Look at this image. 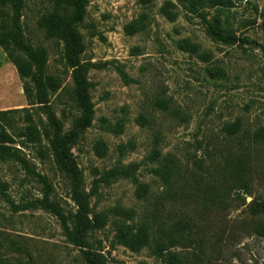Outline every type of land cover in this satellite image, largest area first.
Listing matches in <instances>:
<instances>
[{"label":"rangeland","instance_id":"374dc122","mask_svg":"<svg viewBox=\"0 0 264 264\" xmlns=\"http://www.w3.org/2000/svg\"><path fill=\"white\" fill-rule=\"evenodd\" d=\"M54 1L24 0L21 18L27 43L46 49V74L61 84L46 107L0 48V111L28 110L40 136L37 144L18 140L16 146L30 171L0 162V264H86L58 218L41 207L46 191L34 175L48 178L50 199L65 213L77 210L52 149L56 125L67 135L80 117L64 43L40 27ZM167 1L177 6L175 21L161 11ZM205 11L211 24L236 35L234 45L214 41L202 20L174 0H90L78 28L95 116L89 129L77 132L72 154L93 216L105 219L93 244L107 264H165L168 253L153 247L179 222L189 224L191 243L171 251L185 264H264V238L255 233L264 219L251 218L242 201L264 199V140H255L264 130V0H232L229 9ZM12 15V6L0 2V20ZM183 41L197 53L182 49ZM235 123L240 133L227 136L223 129ZM167 160L180 171L172 186L154 174ZM236 163H243L252 197L226 189L232 182L221 172ZM115 170L128 175L114 176ZM116 208L133 211V219ZM141 226L148 227L152 248L135 252L122 232Z\"/></svg>","mask_w":264,"mask_h":264},{"label":"trees","instance_id":"16d2710c","mask_svg":"<svg viewBox=\"0 0 264 264\" xmlns=\"http://www.w3.org/2000/svg\"><path fill=\"white\" fill-rule=\"evenodd\" d=\"M182 6L188 13L202 20L207 26V32L211 38L226 45H234L238 39L236 35L226 29H222L218 21L211 24L208 21L206 9L232 7V0H174ZM1 4H10L13 8V15L10 19L0 20V48L7 55L9 61L16 67L23 80H29L37 94L38 105L46 107L50 102V94L60 90L61 84L56 77L48 76L47 65L49 61L46 49L33 48L25 39L22 26V9L24 0H0ZM90 0H55L54 10L44 16L40 21V27L45 32L48 39L58 40L64 43L65 60L67 65L73 70L72 78L76 103L80 111V117L74 122L75 132L67 135L58 132L52 139V149L54 160L58 170L70 181L71 199L76 205V211L65 213V210L50 199L53 187L46 176L36 175L38 181L44 186L46 191L45 199L40 202L41 207L53 213L61 223L64 236L67 242L81 250L86 264H107V260L102 251L94 247V233L102 230L105 225L103 216H93L90 207V196L85 191V180L83 173L76 163L72 149L77 143V132L89 129L94 121L95 106L90 95L91 83L88 75L90 65L82 62V55L85 52L83 36L78 31L79 26L85 21ZM177 6L172 1H167L161 11L169 20L175 21ZM264 18V15H263ZM182 49H191L197 53V47L189 41L180 43ZM164 104V102H163ZM55 124H59L55 122ZM38 127L32 114L26 110L0 111V162H15L26 170H29L25 159L16 148L18 140L28 141L37 144L40 141ZM241 131L240 123L225 126L223 132L230 137L237 136ZM122 130H117L121 133ZM256 142L264 140V130H260L255 136ZM24 144V143H23ZM125 146L120 147L123 153ZM98 155L105 156L106 147L99 143L96 147ZM160 154L155 153L154 158H159ZM243 163L232 164L221 172L224 178L232 183L226 186L230 192L242 191L246 196H251L249 190V178L243 174ZM30 171V170H29ZM112 175H128L124 170H115ZM155 176L162 179L166 185L172 186L174 179L180 174L172 160L154 170ZM228 187V188H227ZM246 213L257 222L264 219V199H253L249 204L242 198ZM118 216L133 219L134 212L122 208H116ZM187 222L177 223L172 228V232L155 243L153 247L155 253L167 254L168 259L165 264H185L180 254L176 251L191 243V234ZM131 228L127 227L122 232L123 243L134 250L140 252L145 248H152L149 229L141 226L134 234ZM255 233L264 238V224L258 223Z\"/></svg>","mask_w":264,"mask_h":264}]
</instances>
